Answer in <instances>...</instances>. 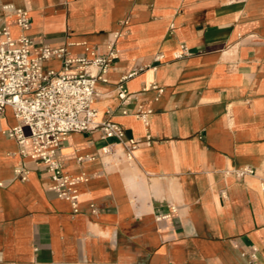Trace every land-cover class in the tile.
I'll use <instances>...</instances> for the list:
<instances>
[{
    "label": "crops",
    "instance_id": "0c3cea01",
    "mask_svg": "<svg viewBox=\"0 0 264 264\" xmlns=\"http://www.w3.org/2000/svg\"><path fill=\"white\" fill-rule=\"evenodd\" d=\"M6 6L28 13L35 42L71 57L114 46L107 82L96 86V122L120 125L140 146L128 160L100 128L68 136L64 172L86 177L75 212L6 136L20 123L7 107L0 264H264V0H0V28L17 37ZM146 66L120 99V80ZM140 107L152 110L148 124ZM245 168L257 173L233 174Z\"/></svg>",
    "mask_w": 264,
    "mask_h": 264
},
{
    "label": "built area",
    "instance_id": "2783aa9c",
    "mask_svg": "<svg viewBox=\"0 0 264 264\" xmlns=\"http://www.w3.org/2000/svg\"><path fill=\"white\" fill-rule=\"evenodd\" d=\"M246 0H226L228 4ZM15 25L21 30L13 36L11 26L0 28V113L7 107L12 108L19 124L5 132L6 136L17 142L20 155L44 166L59 198L68 200L78 212L79 194L77 184L86 181L85 176H70L64 172L58 152L75 132H87L100 128L104 136L115 139L123 148L126 158L132 160L140 141L127 138L124 129L113 122L98 124V111L95 108L97 83L107 82L106 74L117 58L113 45L106 54H97L87 47L85 54L71 57L66 47H52L44 42H35L27 32L32 26L28 13L22 9L6 6ZM187 48L176 54L180 59L186 56ZM161 57L156 60L159 61ZM61 63L58 70L46 68L49 61ZM149 66L140 68L124 76L118 84V96L127 99L125 82ZM162 92L157 85L150 86ZM152 110L140 107L136 115L148 124ZM103 153H110L103 148ZM79 158V161H82ZM254 169L236 170L238 178L255 175ZM16 174L26 180V173L17 169ZM264 189V172L260 178ZM93 212L95 206H91ZM257 249H252L250 257L256 259Z\"/></svg>",
    "mask_w": 264,
    "mask_h": 264
}]
</instances>
